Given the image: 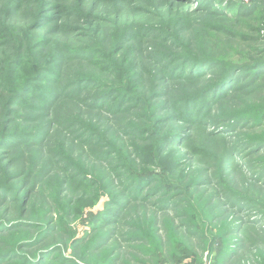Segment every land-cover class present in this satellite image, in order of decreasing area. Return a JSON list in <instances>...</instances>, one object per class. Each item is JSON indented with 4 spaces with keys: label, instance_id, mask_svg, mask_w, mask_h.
<instances>
[{
    "label": "trees",
    "instance_id": "trees-1",
    "mask_svg": "<svg viewBox=\"0 0 264 264\" xmlns=\"http://www.w3.org/2000/svg\"><path fill=\"white\" fill-rule=\"evenodd\" d=\"M184 1L185 5H194V9L183 13L177 7V11L169 15L172 20L168 24L162 20V24L141 26L129 20L123 30L117 28L116 35L109 41L114 46L111 52L89 34L78 35L81 32L77 29L97 34V21L111 22L110 29L116 28L119 25L114 23L119 20V13L130 4L118 0H0V264H79L65 255L58 263L51 261L61 249L59 243L51 241L56 237L60 220L56 223L51 214L43 213L44 201L35 206L32 203L33 195L39 192L42 195V187L49 185L53 176L60 195L66 189L64 185H84L93 190L98 183L80 171L81 166L73 162L70 153L61 149L64 143L45 150L53 131L74 135L81 144L95 146L90 149L91 157L98 162L106 160L113 150L106 133L110 132L112 140L122 143L117 147L121 160L117 188L111 195L107 191L108 200L103 209L92 215L91 231L86 235L90 236L92 252L101 253L111 248L110 240L128 208L142 201L163 211L178 205L174 200L180 186L170 183L163 174L152 173L147 166H158L170 175L165 169L167 160L178 158L171 170L181 164L179 151L191 140L193 128L212 127L211 136H223L222 133L228 136L251 121L245 112L233 114L219 108L227 98L247 86L255 83L260 86L264 81V57L253 47L255 43L250 44L245 53V57L251 58L247 62L211 56L195 45L202 39L203 32L210 29L216 34L233 36L232 31L222 25L210 28L195 22V17H187L199 13L221 21L236 20L238 18L228 12V5L237 1ZM256 2L241 0L237 12L247 14ZM105 14L111 16V20L102 16ZM83 17L90 21H78L83 26L73 23ZM185 20H190L193 27L185 26ZM142 39H145L146 50L143 58L151 66L126 51ZM82 40L90 42L84 44ZM124 50V57L129 56L126 68L116 57ZM90 68H94L96 74L88 73ZM143 73L151 75L148 85L144 83ZM239 77H243V81L236 84ZM170 86L173 92H168ZM134 88H143V92L138 93ZM66 103L98 115V120L104 121L103 130L80 121L82 113L69 118L53 116L54 110L62 109ZM138 108H143L144 112L136 114ZM115 117L119 120L111 123ZM251 119L254 123L264 122V111ZM135 140L142 141V145ZM262 144L264 141L255 137L237 140L224 161L233 164L235 155L243 150L246 155L257 154ZM191 152L190 157L203 153L197 148ZM258 168L257 176L263 178L264 166ZM153 182L156 185L149 188ZM223 193L220 197H224L231 208H238V212L243 209V200H238L242 202L238 207L237 201L228 203V193ZM77 204L81 206L80 201ZM250 220L251 224L261 222V219ZM251 224L245 225L264 235V223L259 227ZM241 228L235 222L227 233L236 235ZM240 240L232 243V239L223 253L235 258L241 250L239 243L246 242V239ZM72 248L75 251V244ZM113 256L116 258L115 251Z\"/></svg>",
    "mask_w": 264,
    "mask_h": 264
},
{
    "label": "rangeland",
    "instance_id": "rangeland-1",
    "mask_svg": "<svg viewBox=\"0 0 264 264\" xmlns=\"http://www.w3.org/2000/svg\"><path fill=\"white\" fill-rule=\"evenodd\" d=\"M118 1L130 4L124 6V10L119 13V20L114 23L119 26L110 29L111 22L97 21L95 22L97 34L78 28L77 31L81 32L78 35L87 33L92 40L98 41L107 51L112 52L114 46L110 45V38L116 35L117 28L123 30V26L127 25L129 20H133L141 26H148L154 22L168 24L172 20L169 15L176 12L177 7L183 13L191 12L194 9V5H185L186 1L184 0H181L179 4L175 0ZM236 1L228 5V12L235 15L238 18L236 20L221 21L217 17L199 13L187 16L188 18L195 17V22H201L210 28L214 25L228 27L233 33V36H224L222 33L216 34L210 29H206L202 39L196 41L195 45L199 49H205L213 57H223L228 61L243 63L251 59L245 57V53L249 49V45L255 43L253 47L258 49V53L264 57V0H257L256 6L247 14L237 12L241 0ZM216 6H218V2ZM102 16H105V19L112 18L106 14ZM82 20L90 21L87 17H83L81 20H74L73 23L83 26L78 22ZM189 21L185 20L184 25L193 27ZM100 31H102L101 34ZM105 38H107L104 40L105 42H100V39ZM143 40L145 39H142L141 43L134 42L133 46L126 51L132 53L134 57L142 59L147 66L148 64L151 66L143 58V51H146ZM89 42L90 40L82 43ZM125 53L124 50L116 56L124 68L127 67L125 62L129 57H124ZM88 73L96 74V71L94 68H90ZM143 75L144 83L148 85L151 75L148 76L147 73H143ZM140 77L141 74L138 76L139 80ZM242 81L243 77H239L236 84H240ZM134 89L138 93L139 91L143 92L141 90L143 88ZM173 90V86L168 87V92H173ZM74 105L66 103L62 109L54 110L53 116L61 115L69 118L74 114L82 113L84 115H80L79 120L81 119L87 124H94L98 130H103L104 121L98 120V115L89 114L86 109L80 111V108ZM219 110H230L233 114L245 112L246 116L256 117L259 112L264 111V81L260 86L258 83L249 85L229 99L227 98ZM141 112H144L143 108H138L135 113ZM251 118L244 128H240L228 136L223 133V136H211L212 127L193 128L191 140L188 144H184L179 151L182 154L179 159L181 164L171 170V165L178 163V158L170 157L167 160L168 166L165 169L171 172L170 175H166L167 171L160 170L161 168L158 166H147L152 173L163 174L162 177L170 183L180 186L179 195L175 196L174 200L178 201V205L170 207V211H163L148 201H142V203L139 202L128 208L121 223L116 226L114 238L112 237L110 240L111 248L101 253L92 252L90 236L86 237V235L91 231L92 215L103 209L109 193L113 194L114 189L117 188L119 167L121 166L117 147L119 143H122L112 140L110 132L106 133V138L112 143L110 148H113L114 151L112 150L106 160L98 162L91 157L90 149H95V146L81 144L74 135L53 131L44 146L45 150L54 149L55 144L60 146V143H64L61 149L70 153L73 162L81 166L78 167L80 171L98 183L93 190L84 185L80 187H77L76 184L64 185L66 189L62 192L63 196L58 194L53 176L49 185L43 186L42 184V195L40 192L33 195L34 206L38 205L40 201H44L46 206L43 208V213L51 214L56 223L60 220L61 226L59 225V230L55 232V235L53 234L56 237L51 241L59 243L61 249L58 252L59 255L53 257L51 261L58 263L61 256L65 255L73 258V261H77L79 264H112V262L113 264H264V235L258 234L257 230L248 229V225H245L246 223L251 224L250 219L255 221L261 219V222L251 224L255 227L264 223V177L257 176L258 167L262 168L264 163L253 165L259 161L264 162V144L259 147L260 152L257 154L246 155V151L243 150L235 155L236 159L233 164H226L224 161V157L227 156L235 141L254 137L264 141V122L261 121L260 124L255 122V124ZM118 120L119 117H115L111 119V123ZM257 124L259 126H255ZM64 139L67 140L64 141ZM69 139L71 142H68ZM135 143L142 145L140 140H135ZM195 148L200 149L203 153L190 157L191 149ZM83 149H86L87 153L83 152ZM55 150L59 151V149ZM61 153L65 155L63 150ZM65 157L67 156L65 155ZM236 164L238 165L233 167ZM53 166L57 169L56 164ZM154 185H156L155 182L150 184L149 188ZM72 191L73 193H71ZM222 192H224L223 194L228 193V203L237 201L238 207L242 205V202L238 200H243V209L238 212V208H231L225 202V198L220 197ZM77 201H80L81 206H78ZM42 218L44 219V216ZM235 222L242 226L241 231L236 235L229 236L227 232ZM80 238L83 240L77 243L73 242ZM241 238L246 239L245 246L239 243L238 246L241 250L237 252L235 258H229L228 254L223 253L224 249L228 250L232 239V243L235 239L234 243H236L240 242ZM74 244L75 251L72 248ZM66 245L68 247H65ZM114 251L116 258L113 259ZM51 258L52 256L48 259Z\"/></svg>",
    "mask_w": 264,
    "mask_h": 264
}]
</instances>
